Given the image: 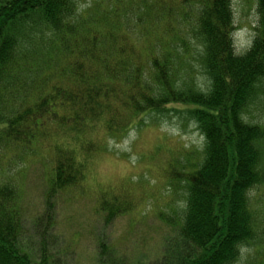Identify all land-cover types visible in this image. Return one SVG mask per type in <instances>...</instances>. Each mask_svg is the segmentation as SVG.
Masks as SVG:
<instances>
[{
    "label": "trees",
    "instance_id": "obj_1",
    "mask_svg": "<svg viewBox=\"0 0 264 264\" xmlns=\"http://www.w3.org/2000/svg\"><path fill=\"white\" fill-rule=\"evenodd\" d=\"M255 2L252 40L237 52L231 0H0L4 167L47 144L49 209L82 185L93 137L182 104L204 145L167 172L184 189L179 209L159 212L176 234L145 264H231L253 242L264 264V111H247L264 101V0ZM13 181L0 180V264H58L44 246L52 210L35 249ZM124 192L99 191L95 214L109 222L130 209ZM97 250L96 264H130L102 242Z\"/></svg>",
    "mask_w": 264,
    "mask_h": 264
},
{
    "label": "rangeland",
    "instance_id": "obj_2",
    "mask_svg": "<svg viewBox=\"0 0 264 264\" xmlns=\"http://www.w3.org/2000/svg\"><path fill=\"white\" fill-rule=\"evenodd\" d=\"M231 1L236 26L233 43L235 50L242 52L253 37L256 2ZM197 65L194 61L193 66ZM195 73L200 82L202 76L194 69ZM262 104L264 101L251 103L247 111L254 118L263 115ZM167 107L146 113L122 135L99 133L93 137L99 141V147L87 156L82 185L59 193L51 200L49 209L44 200L52 159L48 145L40 142L41 148L33 149L6 168V159L1 157L0 180H14L18 184L30 246L38 248L43 220L52 210L54 224L45 233L44 246L58 264H96L100 242L113 250L115 258L130 264H145L160 255L167 240L176 234V228L166 224L159 212L179 209L184 197L182 183H171L167 172L171 165H186V160L199 154L204 145L197 121L182 109L184 106L175 103ZM121 189L125 190L131 208L104 222L94 212L95 196L99 191ZM256 244H244L238 259L231 264H260L261 251Z\"/></svg>",
    "mask_w": 264,
    "mask_h": 264
}]
</instances>
